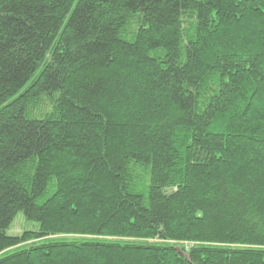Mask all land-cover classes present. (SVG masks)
I'll list each match as a JSON object with an SVG mask.
<instances>
[{
    "label": "trees",
    "instance_id": "obj_1",
    "mask_svg": "<svg viewBox=\"0 0 264 264\" xmlns=\"http://www.w3.org/2000/svg\"><path fill=\"white\" fill-rule=\"evenodd\" d=\"M0 264H264V0H0Z\"/></svg>",
    "mask_w": 264,
    "mask_h": 264
},
{
    "label": "rangeland",
    "instance_id": "obj_2",
    "mask_svg": "<svg viewBox=\"0 0 264 264\" xmlns=\"http://www.w3.org/2000/svg\"><path fill=\"white\" fill-rule=\"evenodd\" d=\"M37 229H38V224L36 222L27 220L24 214L22 212H19L15 216L10 228L7 230V233L9 235H20L25 230H37ZM57 237L69 238L70 236H57Z\"/></svg>",
    "mask_w": 264,
    "mask_h": 264
}]
</instances>
